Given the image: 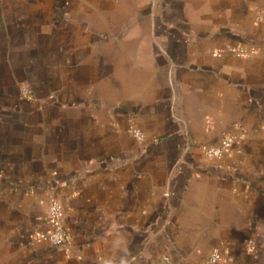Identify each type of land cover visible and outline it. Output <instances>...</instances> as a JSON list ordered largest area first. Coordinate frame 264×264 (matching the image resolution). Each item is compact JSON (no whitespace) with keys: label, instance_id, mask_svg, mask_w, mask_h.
Masks as SVG:
<instances>
[{"label":"crops","instance_id":"obj_1","mask_svg":"<svg viewBox=\"0 0 264 264\" xmlns=\"http://www.w3.org/2000/svg\"><path fill=\"white\" fill-rule=\"evenodd\" d=\"M121 236L130 264H264V0H0V264H104Z\"/></svg>","mask_w":264,"mask_h":264},{"label":"built area","instance_id":"obj_2","mask_svg":"<svg viewBox=\"0 0 264 264\" xmlns=\"http://www.w3.org/2000/svg\"><path fill=\"white\" fill-rule=\"evenodd\" d=\"M229 50L238 57H245L249 54L253 53V50H246L240 46H230ZM221 53L219 51H213V55L218 56ZM19 92L22 96L26 98H32L31 90L26 85H21L19 88ZM129 131L132 136L139 142H143L146 138L145 133L134 124L129 125ZM142 137V139L140 138ZM236 135L232 133L225 134L220 143L218 144H202L201 148L206 157L209 158H219L216 157L215 153L219 151L221 155L227 153L230 148L232 142L236 139ZM48 217L53 223V227L43 235L50 244L60 246L67 244L69 242V234L64 229L62 225L63 218V208L61 204L56 199H52L48 206ZM247 247L250 250H253L255 247L254 241L249 238L247 240ZM163 264H169L170 258L169 256H164L162 258ZM222 254L218 248H213L207 257V264H221Z\"/></svg>","mask_w":264,"mask_h":264},{"label":"clouds","instance_id":"obj_3","mask_svg":"<svg viewBox=\"0 0 264 264\" xmlns=\"http://www.w3.org/2000/svg\"><path fill=\"white\" fill-rule=\"evenodd\" d=\"M142 139V137H140ZM216 157H220L221 153L219 151H217L215 153ZM115 246H117L121 252V254L119 255V257L115 260L113 259H108L104 261V264H130V260L128 257V251H127V247H126V240L124 239L123 236L119 237L116 241H115Z\"/></svg>","mask_w":264,"mask_h":264}]
</instances>
